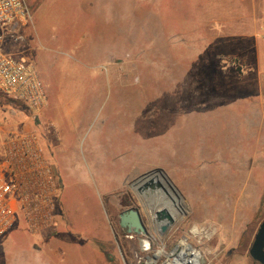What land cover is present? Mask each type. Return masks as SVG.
I'll return each mask as SVG.
<instances>
[{"label": "rangeland", "instance_id": "obj_1", "mask_svg": "<svg viewBox=\"0 0 264 264\" xmlns=\"http://www.w3.org/2000/svg\"><path fill=\"white\" fill-rule=\"evenodd\" d=\"M135 2L144 10L142 17L139 15L136 17L128 11L129 8H134ZM60 7L53 2L43 5L41 12L45 13L44 18L39 21L33 18L26 25L30 26L26 30L28 36L22 31L23 40L20 43L29 41L39 49L42 45H50V40L46 39L48 34L52 35L51 40L54 41L53 35L62 26L61 21L53 19L60 12ZM203 10L204 0H115V4L107 3L106 28L112 33L118 32L117 36L120 35L121 39L125 32L127 35L124 47L121 46L124 50L123 56L127 57L131 50L136 49V42L141 52L138 54L135 52L141 65L139 71L127 68L128 78L117 83L108 80L104 71L103 84H97L95 79L97 73L101 72L99 70H84V76L79 74L83 78L76 79L69 70L64 69L65 61L60 59L61 61L53 62L46 52L42 50L38 53L34 52L35 55L42 57L39 70L47 90L46 108L35 120L21 113L15 116L2 113L0 117L7 122L11 130L38 133L48 160L56 168L61 193L56 203L55 221L51 229L56 232L55 236L58 240V244L53 246V252L57 250L63 252L62 263L87 264L91 249H94L96 255L95 264L97 262L98 264H134L135 258L137 264H167L180 255L182 241L201 253L202 257L206 247L218 248V246L205 247L199 243L197 233L200 226L195 224L198 217L190 218L191 214L188 212L186 202L170 188L174 203L165 195H158L155 199L144 195L149 201L147 203L142 198L143 195L141 196L136 190L138 188L136 181L139 178L156 171L151 161H158L159 155L166 158L174 151L169 146L179 144L182 139L188 141L191 135L192 127L187 123L182 121L181 125L174 126V118L167 108L168 95L175 94L171 91L175 87L168 84L167 75L157 77V80L151 79L153 70L155 71L151 66L153 62L157 63L160 60L168 66L165 48L171 49L170 45L188 43L198 48L199 45L202 47L206 44L203 37L208 34L204 30L201 18ZM257 12V20H254L246 8L242 9L240 16L244 18L240 24H237L240 33L243 34L251 33L254 28V33L257 32L255 40L258 52L264 60L262 29L264 0H259ZM65 23L72 25L74 22L65 21ZM85 23H87L86 29L90 32L96 28L94 17ZM242 40L240 36L239 41ZM221 45L230 46L231 43L221 41ZM154 46L162 48L164 53L158 55L159 53L154 52ZM20 56L23 57L22 53ZM57 56L61 57L59 54ZM62 58L70 60L65 54ZM167 66L163 68L169 69ZM165 70L162 72L167 73L168 71ZM245 72L252 73L256 70H245ZM87 74H90V77ZM242 84L230 86L240 98H242L240 89L235 90L238 86L250 90L258 89L256 81L251 77ZM213 88L211 86L205 93L203 85L192 86L193 92L188 94L189 102L185 104L199 105L201 108L206 106L209 111L214 105L231 108L246 104V100L233 98L225 101L223 99L226 97L220 95L221 92L219 94L218 91H213ZM152 95L159 97L158 100H149ZM216 95L220 100H216ZM146 97L149 98L145 100ZM151 112H156V115L151 116ZM214 119V116L207 118L206 124H213ZM247 144L249 143H245ZM237 148L239 149L238 146ZM92 159L96 163H93ZM226 159L231 162V156H227ZM260 160V157L254 159L255 169ZM218 165L223 164L218 161ZM178 169H182L184 176L190 177L188 166ZM252 183V181L246 183V192L252 190ZM214 192L220 196L219 191L214 190ZM246 196L242 197L243 203L248 199ZM205 198L208 200L211 197L207 194ZM163 203L169 205L166 209L174 211L172 213L174 223L169 221L172 225L166 231L157 233L151 223V217L155 214L152 209H163ZM179 205H182V208ZM132 207H137L141 211L148 230L146 237L128 234L120 225V215L125 210L133 209ZM263 222L264 198L254 223L245 228V233L242 232L243 235L241 234L242 237H239L235 247L223 252H229L231 256L228 257L237 264L253 263L249 250ZM240 223L243 225L242 215ZM206 232L208 234L210 230L206 229ZM140 237L146 240L143 246L139 243ZM204 237L202 234V239ZM90 241L93 242L92 245L89 244ZM36 242V237L19 218L15 228L0 237V252L7 255L10 260H21L25 251ZM86 245L89 247L83 249L82 247ZM161 251L163 253L159 254ZM153 255L159 256L156 261Z\"/></svg>", "mask_w": 264, "mask_h": 264}, {"label": "crops", "instance_id": "obj_2", "mask_svg": "<svg viewBox=\"0 0 264 264\" xmlns=\"http://www.w3.org/2000/svg\"><path fill=\"white\" fill-rule=\"evenodd\" d=\"M25 2L30 11L29 22L33 18H37L38 21L44 18L45 13L41 12V8L46 3L53 2L61 6L60 12L53 19L61 21L62 26L53 35L54 41L51 40L52 35L48 34L46 39L50 40V45H42L39 49L28 40L25 43L12 42L7 38L0 41V46L9 53L19 56L22 53L23 57H20L33 63L40 78H43L39 70L42 57L34 54L39 50L46 52L53 62H58L60 59L65 61L64 69L69 70L76 79L81 78L79 74L84 76V70L101 71L97 73L95 79L97 84H103L104 71L107 73V79H111L114 83L120 80L125 81L128 78L127 68L139 71L141 65L137 57L140 52L138 42L135 45L136 49L131 50V53L124 57L122 53L124 50L121 46L127 41L126 32L121 39L120 35L117 36L118 32L112 33L106 28V6L110 2L115 4V0H25ZM258 5L259 0H204L201 18L204 30L208 34L203 37L206 44L202 47L199 45L198 48L188 43L170 45L171 49L170 47L165 48L168 66L162 63V60L157 63L153 62L151 66L156 71L153 70L151 79L157 80L167 75L168 84L175 87L171 89L175 94L168 95L169 105L167 107L174 118V126L181 125L183 121L192 129L188 141L182 139L179 144H172L169 148L174 150L173 153L167 155L166 158L159 155L158 161L153 160L150 163L154 165L155 170L163 171L167 180L173 183L181 200L187 204L188 212L191 214L190 218L198 217L195 224L200 226L197 233L199 243L205 247L218 246V248H205L204 256L200 261L202 264H216V262L237 264L235 260L228 257L231 256L229 252L224 253L223 251H229L236 246L242 232L244 234L248 226L254 223L262 208L264 198V60L258 52L255 40L257 32L254 33V28L251 33L243 34L240 33V27H238L244 18L240 16L244 8L251 13L250 17L257 20ZM128 11L136 17H142L144 14L141 5L136 2L134 8H129ZM91 17L96 20V28L90 32L86 29L87 23L85 22L90 21ZM65 21L74 23L67 25ZM26 25L23 26L22 31L27 35L26 30L29 25ZM240 36L243 38L242 41H239ZM221 41H226L231 45H221ZM158 46H154L153 49L160 55L164 52ZM58 54L61 57L58 58ZM64 54L70 60L62 58ZM166 66L169 68L166 69L168 72L163 73L162 70H165L163 67ZM253 69L256 72H245V70ZM79 70H81L80 73ZM87 75L90 77V74ZM249 77L256 81L258 89L250 90V88L238 86L235 90L240 89L242 98L236 96L237 92L233 91L230 86L243 85L242 82L248 80ZM195 85H203L205 93L212 86L213 91H218L219 94L221 92L220 95L226 97L223 100H232V98L246 100V104L231 108L223 106L220 108L214 105L211 111L206 106L201 108L199 105L185 104L189 102L188 94L193 92L191 87ZM148 98L146 97L145 100ZM158 98L152 95L149 100L157 101ZM139 100L142 102L141 97ZM216 100H220L217 95ZM5 103H7L5 100L1 102L0 108H3ZM0 114H2L1 111ZM150 115L154 116L156 112H151ZM211 116L215 117L214 123L206 124V119ZM245 143L249 144L245 145ZM227 156H231V162L226 159ZM256 157H260L261 162L255 169L256 164L253 161ZM92 160L96 163L94 159ZM218 161L224 166L218 165ZM185 166H188L190 177L184 176L182 169H178V167ZM159 177L163 182L164 178L161 175ZM249 180L253 182L252 190L246 192L245 185L250 182ZM214 190L219 191L220 196ZM207 194L211 197L208 200L205 198ZM244 196L248 199L243 203L242 197ZM179 207L182 208V205ZM241 215L243 225L240 223ZM51 228L33 234L37 242L25 251L21 260H10L7 255L0 252V264H66L62 263L64 255L61 250L53 252V246L58 244V240L55 236L56 232ZM206 229L210 230L208 234ZM202 234L205 236L204 239H202ZM92 243L90 241L89 244L92 245ZM86 247L89 246L82 248L87 249ZM89 255L87 264L88 262L95 264L94 249L89 251ZM99 257H101L100 254ZM158 257L153 255L155 261ZM134 264H137L136 258ZM249 264L256 263L253 261Z\"/></svg>", "mask_w": 264, "mask_h": 264}, {"label": "built area", "instance_id": "obj_3", "mask_svg": "<svg viewBox=\"0 0 264 264\" xmlns=\"http://www.w3.org/2000/svg\"><path fill=\"white\" fill-rule=\"evenodd\" d=\"M29 19L25 0H0V41L21 42ZM4 100L1 113L35 120L47 106V90L33 63L0 46V103ZM57 175L38 133L11 130L0 117V237L19 218L32 234L53 226L61 193Z\"/></svg>", "mask_w": 264, "mask_h": 264}, {"label": "water", "instance_id": "obj_4", "mask_svg": "<svg viewBox=\"0 0 264 264\" xmlns=\"http://www.w3.org/2000/svg\"><path fill=\"white\" fill-rule=\"evenodd\" d=\"M159 175H161L169 184L170 189L177 193L173 183L171 181L167 180V177L165 176L164 172L161 170H156L155 172H150L142 176L136 181V185H138V189L140 191V194L145 196H155L158 195L162 196L164 194H169L167 190L165 189V186L163 182L160 180ZM169 205L167 203H163V209L156 210V218L158 220V223L160 227H162L163 231H166L168 227L164 225V222L174 223V216L172 213H174L173 210L166 209ZM156 208H154L155 211ZM171 224V225H172ZM120 225L123 229L126 230L128 234H147V229L144 226L142 222V217L137 209H129L124 211L120 215ZM144 239L139 238L140 244L142 245V241ZM249 255L252 258L253 261H255L258 264H264V223H262L255 235L253 244L249 250ZM203 261V260H202Z\"/></svg>", "mask_w": 264, "mask_h": 264}, {"label": "bare ground", "instance_id": "obj_5", "mask_svg": "<svg viewBox=\"0 0 264 264\" xmlns=\"http://www.w3.org/2000/svg\"><path fill=\"white\" fill-rule=\"evenodd\" d=\"M164 225L166 227L171 226L170 223L166 221L164 222ZM142 243H144V241ZM181 246H182V251L180 252V255L178 253L179 256L174 261L172 260L173 262H170L169 264H200L202 258L201 253L197 252L194 248L186 244V242L184 241L181 242ZM161 253H163V251H161L159 254Z\"/></svg>", "mask_w": 264, "mask_h": 264}, {"label": "flooded vegetation", "instance_id": "obj_6", "mask_svg": "<svg viewBox=\"0 0 264 264\" xmlns=\"http://www.w3.org/2000/svg\"><path fill=\"white\" fill-rule=\"evenodd\" d=\"M163 184H164V186H165V189H166L167 192L169 193V194H164V195L167 196V197H169V198H171L172 202L174 203L175 200H174L172 194H171L170 191H169V188H168L169 184H168V182H167L165 179H164ZM136 190L140 193V191H139L138 188H137ZM141 196H142V194H141ZM151 197H152V199H155V196L152 195ZM142 198L145 199V201H146L147 203L149 202V201L146 200V197H144V195L142 196ZM151 206H154V205L151 204ZM132 208H133V209H137V210H139V212H140V214H141V211H140L139 208H137V207H132ZM156 210H157V209H155V211H154V209H153V212H154L155 214L152 215V217H151V223H152V225L155 227V230H156L157 233H162V232H163L162 227H160V225L158 226L159 223H158V220H157V218H156ZM141 217H142V214H141ZM142 222H143L144 226H145L146 229H147V226H146V224H145V222H144L143 217H142ZM263 223H264V222H263ZM168 228H169V227H168ZM147 234H148V230H147ZM147 234H142V235L146 237Z\"/></svg>", "mask_w": 264, "mask_h": 264}]
</instances>
